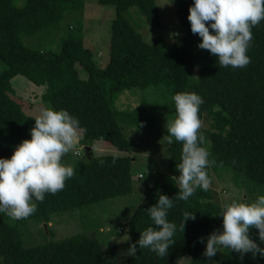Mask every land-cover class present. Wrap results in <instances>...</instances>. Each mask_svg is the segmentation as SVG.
<instances>
[{
  "label": "trees",
  "instance_id": "1",
  "mask_svg": "<svg viewBox=\"0 0 264 264\" xmlns=\"http://www.w3.org/2000/svg\"><path fill=\"white\" fill-rule=\"evenodd\" d=\"M98 1L114 7L108 58L103 64L84 46L81 27L75 29L70 21L62 25L65 17L82 15L84 0H0V157H10L21 140L30 138L29 130L34 125L35 117L25 113L10 95L16 75L44 87L40 98L46 107L67 109L79 118L83 132L78 141L87 153L86 158L75 160V175L65 181L64 189L46 193L32 215L11 223L9 216L0 213V264H264L259 256L249 254L241 260L228 250L217 253L211 262L204 257V244L198 238L221 228L218 213L223 208L210 186L207 190L197 188L187 201L176 200L169 210L168 218L177 224V232L165 256L138 248L136 256L121 257L115 244L106 246L95 235L84 234L32 246L23 244L21 228L30 218L48 223L56 212L132 190L130 155L92 154L95 140L129 152L132 146L126 131L132 127L147 130L158 121L160 108L148 103L146 97L130 110L119 109L115 101L126 89L153 87L163 98L171 97L169 107L174 113L172 97L176 93H198L204 100L200 119L208 121L200 133L210 152V180L213 173L224 171L251 197L264 195V21L252 29L253 40L247 52L250 63L244 68H223L207 50L197 47L200 37L191 32L187 19L193 0H175L184 33L171 44L160 37L147 42L126 16L129 8L135 7L143 23L159 28L162 21L155 0ZM58 33L54 50L53 40L46 39ZM36 34L45 45L24 42ZM181 148L173 140L166 172L148 184L133 209L127 221L131 243L151 224L146 209L156 203L158 194L173 198L178 191L180 173L176 165L181 161ZM241 202L248 200L242 198ZM185 211L193 212L195 219L187 220L182 230Z\"/></svg>",
  "mask_w": 264,
  "mask_h": 264
},
{
  "label": "clouds",
  "instance_id": "2",
  "mask_svg": "<svg viewBox=\"0 0 264 264\" xmlns=\"http://www.w3.org/2000/svg\"><path fill=\"white\" fill-rule=\"evenodd\" d=\"M172 3L164 0L157 5ZM187 19L191 32L200 37L199 49L207 50L220 67L244 68L250 63L247 52L253 40L252 29L264 21V0H193ZM172 100L175 116L167 125V143L171 145L175 140L182 145L181 161L176 165L180 173L178 191L173 198L159 193L156 203L146 209L151 224L140 232L135 243L129 242V256H136L138 248L167 255L177 232V224L168 218L169 210L176 200L187 201L197 188L207 190L211 184L207 171L210 152L200 133L203 122L199 109L204 100L195 91L178 92ZM82 132L79 118L67 109L42 108L29 130L30 138L21 140L10 157H0V213L13 219L27 218L37 210V202L44 201L46 193L63 190L65 181L75 175V169L64 163L63 157L75 147ZM218 215L221 228L198 238L209 262L224 249L241 260L249 254L264 258V195L252 202L234 200L225 204ZM189 219L194 220L195 215L185 211L182 230ZM252 228L258 231L257 239L250 236ZM123 240L130 241V237Z\"/></svg>",
  "mask_w": 264,
  "mask_h": 264
},
{
  "label": "rangeland",
  "instance_id": "3",
  "mask_svg": "<svg viewBox=\"0 0 264 264\" xmlns=\"http://www.w3.org/2000/svg\"><path fill=\"white\" fill-rule=\"evenodd\" d=\"M84 1L82 15H76V19L67 16L63 19L62 25L67 26L70 21L75 29L77 26L81 27L84 46L92 50L94 58L99 64H103L108 58L110 24L114 18V7L109 4H101L98 0ZM155 1L157 4L164 2V0ZM158 8L162 21L159 28H153L143 23V17L136 13L135 7L129 8L126 16L147 42L160 37L171 44L173 39L184 33V28L176 16V1L173 0L171 6L165 4L163 7L158 6ZM176 33L178 35H174ZM59 35L58 33L46 39L53 40L51 45L54 50L57 49ZM40 40L41 37L36 34L27 37L24 42L30 43L29 45L40 46L43 44ZM1 68L2 63L0 62V70ZM80 75L85 77V73L81 70ZM11 82L13 87L11 97L20 102L25 113L36 117L40 110L46 107L40 98L44 87L34 85L22 75H16ZM144 97L147 98L148 103L160 108V116L156 124L150 129L137 130L132 127L126 131L132 146L129 152L120 151L102 140H95V147L92 148L94 156L106 153L130 155L132 190L125 195L108 198L85 207L56 212L51 216L48 223L35 218L28 219L21 228L22 241L25 246L37 245L75 234L95 235L106 246L115 244L121 257H129L126 253L131 240H123L126 236L130 237L127 221L145 194L148 184L159 174L166 172L169 154L167 125L175 116L169 107L171 97L163 98L162 93H157L153 87L126 89L118 95L115 104L119 109L130 110L138 106L140 98ZM201 120L203 127L208 125L206 119ZM76 150L80 152V155L74 154ZM86 157L85 145L78 141L75 147L63 157V162L72 166L77 158ZM139 174L141 175L139 176ZM210 187L217 193L216 198L222 207L234 200L241 202L242 198L248 202L256 199L255 196V198L251 197L244 188L235 186L230 173H224V171L219 174L213 173ZM9 221L15 223L16 219L10 217ZM250 236L253 239L257 238V229H250ZM224 251L227 250L224 249L218 254L220 255ZM234 258H237L236 253H234Z\"/></svg>",
  "mask_w": 264,
  "mask_h": 264
},
{
  "label": "built area",
  "instance_id": "4",
  "mask_svg": "<svg viewBox=\"0 0 264 264\" xmlns=\"http://www.w3.org/2000/svg\"><path fill=\"white\" fill-rule=\"evenodd\" d=\"M75 153H76V154H77V153L79 154V151H75ZM140 175H141V174H139V176H140Z\"/></svg>",
  "mask_w": 264,
  "mask_h": 264
},
{
  "label": "water",
  "instance_id": "5",
  "mask_svg": "<svg viewBox=\"0 0 264 264\" xmlns=\"http://www.w3.org/2000/svg\"><path fill=\"white\" fill-rule=\"evenodd\" d=\"M86 148L88 149V146H86Z\"/></svg>",
  "mask_w": 264,
  "mask_h": 264
}]
</instances>
